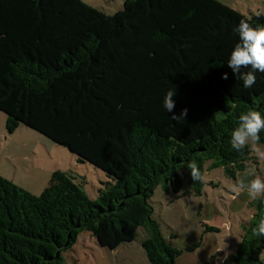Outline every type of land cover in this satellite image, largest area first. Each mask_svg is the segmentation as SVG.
I'll return each mask as SVG.
<instances>
[{
  "label": "trees",
  "instance_id": "obj_1",
  "mask_svg": "<svg viewBox=\"0 0 264 264\" xmlns=\"http://www.w3.org/2000/svg\"><path fill=\"white\" fill-rule=\"evenodd\" d=\"M241 19L264 25V15L248 17L218 0H126L112 15L83 0H0L8 132L27 126L114 181L92 200L63 171L39 196L0 174V264H66L84 232L115 251L140 230L151 264H177L183 251L154 217L157 189L184 197L187 172L189 192L201 197L205 178L191 180V161L203 175L211 162L235 180L259 164L250 146L237 152L230 144L242 112L264 115V73L245 88L227 66ZM169 89L173 112L163 107ZM185 108V120L170 118ZM248 205L254 213L231 264H264V237L252 234L264 198Z\"/></svg>",
  "mask_w": 264,
  "mask_h": 264
},
{
  "label": "rangeland",
  "instance_id": "obj_2",
  "mask_svg": "<svg viewBox=\"0 0 264 264\" xmlns=\"http://www.w3.org/2000/svg\"><path fill=\"white\" fill-rule=\"evenodd\" d=\"M83 1L112 15L123 8L126 0ZM218 1L248 17L264 15V0ZM261 147L264 148V144ZM257 160L259 164L253 169L264 178V160ZM56 171L72 176L92 200L98 198L99 189L105 188L107 182L114 183L103 170L91 163L80 162L69 149L27 126L22 125L15 133H9L7 115L0 111V174L39 196ZM245 172L239 173L235 180L223 168L211 169V162H208L201 197L189 192L187 172L182 173L184 197L175 199L174 194L168 195L162 187L157 189L152 198L154 217L166 239L183 251L177 257V264H229V258H220L225 252L236 253L242 239V224L250 221L254 213L248 205L252 200L247 193L237 196L233 192V186L245 178ZM207 227L216 231H207ZM144 233L140 230L133 244L124 245L115 252L101 248L90 233L84 232L73 251L67 254L66 264H151L141 245L147 236ZM193 247L194 250H188Z\"/></svg>",
  "mask_w": 264,
  "mask_h": 264
},
{
  "label": "clouds",
  "instance_id": "obj_3",
  "mask_svg": "<svg viewBox=\"0 0 264 264\" xmlns=\"http://www.w3.org/2000/svg\"><path fill=\"white\" fill-rule=\"evenodd\" d=\"M234 32L238 35L239 41L230 53L227 66L237 76V79L243 81L245 88H251L256 83L255 73H264V25L254 27L248 21L241 19ZM242 69H248V71L242 72ZM222 78L228 79L227 73H224ZM175 95L176 91L171 89L165 93L163 107L166 112H173ZM187 112V108L182 109L179 116L173 115L170 118L176 121L185 120ZM262 132H264V115L254 109L242 112L239 115L237 126L231 132L232 149L243 152L246 147L250 146L256 158L264 160V148L260 144ZM187 169L193 182L204 181V175L196 161L189 162ZM247 177H251V179H247ZM233 192L237 196L246 192L252 201L264 198V178L257 175L254 169H248L245 172V178L240 179L233 186ZM252 234L264 237V216L259 218L256 227L252 229ZM231 254L225 252V255L220 259L227 260Z\"/></svg>",
  "mask_w": 264,
  "mask_h": 264
},
{
  "label": "crops",
  "instance_id": "obj_4",
  "mask_svg": "<svg viewBox=\"0 0 264 264\" xmlns=\"http://www.w3.org/2000/svg\"><path fill=\"white\" fill-rule=\"evenodd\" d=\"M168 195H170V194H168ZM143 231H144V230H143ZM144 235L146 236V233H144ZM144 238H145V237H144ZM133 243H134V242H133ZM133 243H132V244H133ZM129 245H131V244H129ZM141 245H142V243H141ZM127 246H128V245H127ZM121 247H124V246H121ZM121 247H120V248H121ZM142 247H143V246H142ZM120 248H118V249H120ZM118 249H117V250H118ZM117 250H115V252H116ZM231 257H232V254L229 256V259H228L229 261H230ZM229 264H231V262H229Z\"/></svg>",
  "mask_w": 264,
  "mask_h": 264
}]
</instances>
